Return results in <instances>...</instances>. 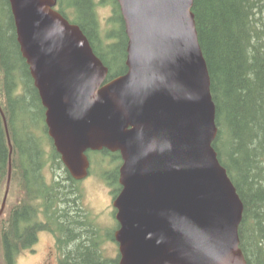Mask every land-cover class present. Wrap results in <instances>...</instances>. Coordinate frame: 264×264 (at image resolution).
I'll list each match as a JSON object with an SVG mask.
<instances>
[{
  "label": "water",
  "instance_id": "obj_1",
  "mask_svg": "<svg viewBox=\"0 0 264 264\" xmlns=\"http://www.w3.org/2000/svg\"><path fill=\"white\" fill-rule=\"evenodd\" d=\"M117 1L127 72L107 81L109 68L57 0H9L48 135L77 181L89 175L88 151L120 154L119 264H247L244 204L213 146L219 128L194 0Z\"/></svg>",
  "mask_w": 264,
  "mask_h": 264
},
{
  "label": "trees",
  "instance_id": "obj_2",
  "mask_svg": "<svg viewBox=\"0 0 264 264\" xmlns=\"http://www.w3.org/2000/svg\"><path fill=\"white\" fill-rule=\"evenodd\" d=\"M107 2L113 28L106 36L100 32L95 0H70L68 6L75 9L71 22L81 27L109 68L110 81L127 72L128 38L117 0ZM60 11L70 19L63 5ZM5 12L8 22L1 20ZM193 12L216 105L219 133L213 146L244 204L240 247L247 264H264V0H194ZM38 113L42 121L36 122L31 116ZM88 156L91 171L98 164L100 178L116 198L120 154L104 149ZM107 159L112 164L106 168ZM10 166L20 200L7 220L0 218V264H16L20 252L44 231L55 235L59 264H119V255H105V243L115 242L113 231L84 209L80 182L48 135L45 108L20 51L9 0H0V194Z\"/></svg>",
  "mask_w": 264,
  "mask_h": 264
},
{
  "label": "rangeland",
  "instance_id": "obj_3",
  "mask_svg": "<svg viewBox=\"0 0 264 264\" xmlns=\"http://www.w3.org/2000/svg\"><path fill=\"white\" fill-rule=\"evenodd\" d=\"M63 8L65 12L70 17V22H74L75 14L74 8H70L68 6L70 0H62ZM96 9L95 15L98 19L101 35L106 36L107 33L113 28V26L109 23V19L113 14L112 6L109 2H103L101 0H95ZM61 6H58V9H61ZM6 13V12H5ZM2 14L1 20L4 22H8L7 13ZM72 19V20H71ZM23 68L21 69V72ZM21 92V90H19ZM21 94V93H18ZM41 114V113H40ZM33 117V118H32ZM31 118L36 121H42V114H36V116H31ZM98 156V155H97ZM112 164L108 159L105 162L104 167H109ZM95 165V169L90 167L89 176L80 181V188L82 189L83 196L81 203L83 204L84 209L91 215V217L96 220L97 224L107 230H112L113 233L118 229L115 219H114V211L113 209V200L114 196L112 195L111 188L104 182L102 178H100V168H97ZM102 168V167H101ZM46 174L50 177V168L46 170ZM12 178V177H11ZM7 183V182H6ZM4 184L3 191L0 194V209L4 199L5 187L7 184ZM10 194L7 199V207L5 210V214L2 216V220H7L8 214L10 210L15 206L16 203L20 200V191L18 186L14 183L11 184ZM3 226V221H0V228ZM55 235L50 232H43L39 235L38 240L35 243L34 249L32 251H24L22 252L16 259V264H59L58 262V249L56 244ZM105 255L109 257H116L119 254L118 245L116 242H112V240L107 241L105 243ZM0 254L1 249H0Z\"/></svg>",
  "mask_w": 264,
  "mask_h": 264
},
{
  "label": "flooded vegetation",
  "instance_id": "obj_4",
  "mask_svg": "<svg viewBox=\"0 0 264 264\" xmlns=\"http://www.w3.org/2000/svg\"><path fill=\"white\" fill-rule=\"evenodd\" d=\"M44 232H45V231H44ZM41 233H43V232H40V233L37 234L36 241L38 240V237H39V235H40ZM35 243H36V242H35ZM33 246H35V244H34ZM33 246H32L31 248H28V249L25 250V251H32V250L34 249Z\"/></svg>",
  "mask_w": 264,
  "mask_h": 264
},
{
  "label": "bare ground",
  "instance_id": "obj_5",
  "mask_svg": "<svg viewBox=\"0 0 264 264\" xmlns=\"http://www.w3.org/2000/svg\"><path fill=\"white\" fill-rule=\"evenodd\" d=\"M9 124V123H8ZM8 126V125H7ZM225 131V130H224ZM11 134V133H10ZM11 165V164H10Z\"/></svg>",
  "mask_w": 264,
  "mask_h": 264
}]
</instances>
